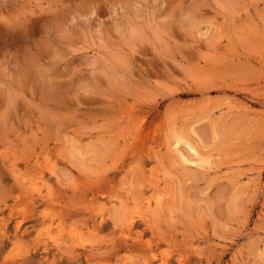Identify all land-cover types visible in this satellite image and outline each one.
<instances>
[{"label":"rangeland","instance_id":"obj_1","mask_svg":"<svg viewBox=\"0 0 264 264\" xmlns=\"http://www.w3.org/2000/svg\"><path fill=\"white\" fill-rule=\"evenodd\" d=\"M0 264H264V0H0Z\"/></svg>","mask_w":264,"mask_h":264}]
</instances>
